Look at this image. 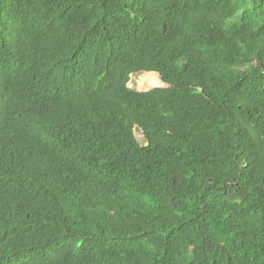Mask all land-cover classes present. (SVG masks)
I'll use <instances>...</instances> for the list:
<instances>
[{
	"label": "trees",
	"instance_id": "16d2710c",
	"mask_svg": "<svg viewBox=\"0 0 264 264\" xmlns=\"http://www.w3.org/2000/svg\"><path fill=\"white\" fill-rule=\"evenodd\" d=\"M0 264H264V0H0Z\"/></svg>",
	"mask_w": 264,
	"mask_h": 264
},
{
	"label": "rangeland",
	"instance_id": "374dc122",
	"mask_svg": "<svg viewBox=\"0 0 264 264\" xmlns=\"http://www.w3.org/2000/svg\"><path fill=\"white\" fill-rule=\"evenodd\" d=\"M154 77L156 78L157 75H155ZM140 80H141V74L140 73L133 74L131 76V80L129 82V86L132 87V88L138 89V90L146 91V90L153 89V88H155L157 86H163V85H165L163 82L158 81V82H155V84L153 86H150L148 88H143L141 86ZM136 136H137V138H138V140H139V142L141 144H147V139L144 137V134L142 133L141 130L136 129Z\"/></svg>",
	"mask_w": 264,
	"mask_h": 264
}]
</instances>
